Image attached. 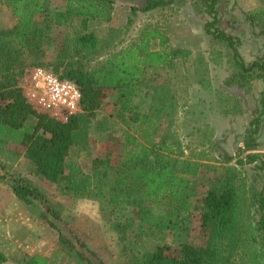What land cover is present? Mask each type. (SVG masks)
Wrapping results in <instances>:
<instances>
[{
  "label": "trees",
  "instance_id": "1",
  "mask_svg": "<svg viewBox=\"0 0 264 264\" xmlns=\"http://www.w3.org/2000/svg\"><path fill=\"white\" fill-rule=\"evenodd\" d=\"M4 2L17 22L0 28V145L23 146L39 179L59 185L66 194L98 202L102 211L117 214L122 220L113 226L125 239L133 234L136 240L147 238L164 243L169 233L182 227L183 214L190 205L191 180L199 174L201 165L184 158L185 152L171 135V127L159 139L162 124L173 121L179 107L171 81L164 79L156 86L147 111L139 103L150 70L186 60L192 52L168 49L166 36L158 30L140 32L138 43L118 51L123 43L117 40L121 29L113 28L105 35L97 31L103 23L113 20L116 0H66L63 10L52 9L49 0ZM171 3L172 0H143L142 6L132 5L123 34L129 33L138 13L166 8ZM217 6L218 0L206 2L211 20L205 32L216 40L220 54L225 53L235 72L227 84L238 83L246 88L250 79H260L264 84V55L249 65L245 63L240 53L242 39L223 31ZM255 15L248 13L246 21L262 28L259 33L264 35V12L260 20L256 21ZM64 26L72 30L62 39L55 60L47 62L45 44L50 33ZM155 40L162 49L152 48ZM35 67L76 84L81 91L78 112L58 121L29 103L21 80ZM109 91L116 92L113 110L96 127L102 133H122V155L112 180L110 157L95 159L89 175L68 163L73 149H87L92 123ZM221 99L227 106L239 102L236 96L226 93ZM260 99V115L251 121L246 143L239 152L257 148L255 137L264 124V91ZM257 157L246 156L248 163L256 162ZM224 159L222 170L201 203L202 226L209 234L207 244H183L173 253L157 245L143 255H135L133 264H259L257 246L263 250L264 258V190H247L236 168L229 165L234 156L224 154ZM5 161L0 160V181L8 182L15 197L35 209L39 220L58 232L63 251L76 256L82 264H106L66 226L61 210L46 193L23 176L10 173ZM253 207L257 228L251 221ZM8 261L0 249V264ZM26 264H49V259L36 254Z\"/></svg>",
  "mask_w": 264,
  "mask_h": 264
},
{
  "label": "rangeland",
  "instance_id": "2",
  "mask_svg": "<svg viewBox=\"0 0 264 264\" xmlns=\"http://www.w3.org/2000/svg\"><path fill=\"white\" fill-rule=\"evenodd\" d=\"M207 1L172 0L166 8L138 13L129 33L123 34L131 6H142L143 0H116L114 20L103 23L97 30L105 35L113 28L121 29L122 33L117 40H123V43L118 51L138 43L140 32L158 30L166 36L168 49L182 48L192 52L186 60L178 59L163 68L150 70L139 103L147 111L156 86L164 79H169L171 87L175 88L179 107L175 119L170 120L171 123L166 120L162 124L159 139L171 127L170 133L179 141L185 152L184 158L196 160L201 165L199 174L191 180L188 190L190 205L183 214L182 227L169 233L164 243H153L147 238L136 240L133 234L125 239L113 226L122 220L117 218V214L102 211L98 202L66 194L59 185L39 179L31 161L26 158L23 146L12 143L0 145V160H6L7 170L41 188L61 210L66 226L97 252L106 264H133L135 255H143L157 245L165 247L170 253L181 250L183 244L205 246L209 234L202 226L201 203L215 183L218 171L222 170L224 154L234 156V161L229 165L236 168L247 190L255 189L258 193L264 190V124L255 137L257 148L239 152L246 143L251 121L260 115L264 84L260 79L247 80L246 88L238 83L232 86L227 84L235 72L225 53L220 54L216 40L205 32V25L211 20L207 13ZM243 1L220 0L217 8L223 31L241 37L240 53L249 65L264 54V35H260L262 28L259 26L246 24V17L242 13L248 9L246 6L249 3L244 4ZM49 3L52 9L63 10L66 0H49ZM256 3L257 7L252 13L256 14L257 21L264 12V0H256ZM16 22L17 19L3 0L0 4V28L12 27ZM71 30L70 26L55 27L52 30L50 40L45 44L47 62L55 60L62 39ZM151 46L154 50L162 49L158 40L152 41ZM23 82L21 80V85H24ZM223 93L236 96L239 102L225 105L221 99ZM115 100L116 92L109 91L103 109L92 123L87 149L75 148L68 158V163L79 167L83 174L92 173L95 159L110 157L114 167L110 171L113 179L115 167L122 155V133L99 132L96 123L110 116ZM250 154L258 156L256 162L248 163L246 156ZM237 162L241 164L237 165ZM255 210L253 207L251 221L257 228ZM0 249L9 258L6 264H26L36 254L48 258L49 264H82L76 256L63 251L59 245L58 232L39 220L35 209L20 202L8 182L1 181ZM256 252L259 264H264L263 250L257 246Z\"/></svg>",
  "mask_w": 264,
  "mask_h": 264
},
{
  "label": "built area",
  "instance_id": "3",
  "mask_svg": "<svg viewBox=\"0 0 264 264\" xmlns=\"http://www.w3.org/2000/svg\"><path fill=\"white\" fill-rule=\"evenodd\" d=\"M23 81L24 95L40 113L65 121L78 112L81 91L75 83L43 67L31 69Z\"/></svg>",
  "mask_w": 264,
  "mask_h": 264
},
{
  "label": "crops",
  "instance_id": "4",
  "mask_svg": "<svg viewBox=\"0 0 264 264\" xmlns=\"http://www.w3.org/2000/svg\"><path fill=\"white\" fill-rule=\"evenodd\" d=\"M219 3H220V0H218V5H219ZM243 3L244 4H246V3H249L246 7H248V9H246L245 11H244V13H242V15H247L248 13H252V11H254V9H256V7H257V3H256V0H245V1H243ZM250 3H252V5L250 4ZM114 17H115V12H114V14H113V20H114ZM246 24H248V25H250V23L248 22V21H246ZM251 26V25H250ZM252 27V26H251ZM262 55H264V54H262Z\"/></svg>",
  "mask_w": 264,
  "mask_h": 264
}]
</instances>
